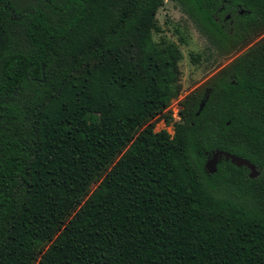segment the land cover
<instances>
[{
    "label": "trees",
    "instance_id": "obj_1",
    "mask_svg": "<svg viewBox=\"0 0 264 264\" xmlns=\"http://www.w3.org/2000/svg\"><path fill=\"white\" fill-rule=\"evenodd\" d=\"M177 1L223 51L264 34V0ZM164 3L0 0V264H264V36L156 131L182 90ZM216 150L261 174L209 173Z\"/></svg>",
    "mask_w": 264,
    "mask_h": 264
},
{
    "label": "rangeland",
    "instance_id": "obj_2",
    "mask_svg": "<svg viewBox=\"0 0 264 264\" xmlns=\"http://www.w3.org/2000/svg\"><path fill=\"white\" fill-rule=\"evenodd\" d=\"M19 8H23L35 2V0H15ZM162 32L155 33L154 38L159 41L164 37L179 46L178 64L181 71L182 90L180 95L173 99L166 113L170 115L167 120L164 116L155 119V130H167L174 133V124L179 121L182 109L181 101L194 90L204 89L208 81L228 65L237 56L260 40L263 36L254 38L251 42L234 51H223L212 43L193 22V20L182 10L181 3L177 0H165L157 13ZM201 58L196 60V56ZM215 193L221 196L232 197L235 190L227 187L224 183L214 185Z\"/></svg>",
    "mask_w": 264,
    "mask_h": 264
},
{
    "label": "water",
    "instance_id": "obj_3",
    "mask_svg": "<svg viewBox=\"0 0 264 264\" xmlns=\"http://www.w3.org/2000/svg\"><path fill=\"white\" fill-rule=\"evenodd\" d=\"M15 93H17V91H15ZM204 105L205 102L203 101L200 105V110L203 109ZM223 158L238 167H246L249 170V175L251 178H256L261 174V170L258 165L253 163L250 159L224 150H216L212 153L211 157L206 162V170L212 174L216 173L218 164Z\"/></svg>",
    "mask_w": 264,
    "mask_h": 264
},
{
    "label": "flooded vegetation",
    "instance_id": "obj_4",
    "mask_svg": "<svg viewBox=\"0 0 264 264\" xmlns=\"http://www.w3.org/2000/svg\"><path fill=\"white\" fill-rule=\"evenodd\" d=\"M218 20H219V19H218ZM223 20H224L225 22L229 21L230 23H232V17H231V14H226L225 17L223 18ZM233 60H234V59H233ZM233 60H232V61H233ZM232 61H231V62H232ZM231 62H230V63H231ZM226 66H227V65H226ZM226 66H225V67H226ZM225 67H224V68H225ZM224 68H222V69H224ZM222 69H221V70H222ZM221 70H220V71H221ZM220 71H219V72H220ZM219 72H218V73H219ZM206 89H207V87H206ZM209 158H210V157H209ZM209 158H208V159H209ZM208 159H207V160H208Z\"/></svg>",
    "mask_w": 264,
    "mask_h": 264
}]
</instances>
